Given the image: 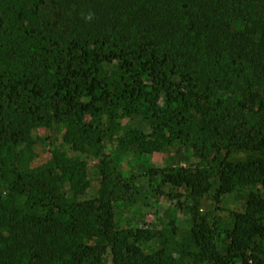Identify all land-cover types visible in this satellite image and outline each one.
<instances>
[{
  "label": "trees",
  "instance_id": "trees-1",
  "mask_svg": "<svg viewBox=\"0 0 264 264\" xmlns=\"http://www.w3.org/2000/svg\"><path fill=\"white\" fill-rule=\"evenodd\" d=\"M89 15L91 19L86 18ZM16 21L24 25L22 35L31 34L39 48L53 46L55 53L42 58L41 73L30 69L7 82L0 76V172L2 151L10 148L5 145L23 140L28 121L33 119L32 106L23 96L41 97V77L52 69L56 71L51 86L54 118L92 114L116 99L140 101L160 124L168 126L176 117L175 110L187 112L211 95V84L218 78L206 72L208 61L218 60L228 51L231 63L245 66L256 88L247 84L242 100L236 103L239 108L231 115L223 107L209 131L227 141V154L235 148L257 156L245 162L220 160L215 197L240 183L258 184L262 193H248L244 211L234 214L225 255L215 249L204 219L195 223L192 238L198 247L196 261L264 264L257 249V241L264 240V0H0V37L8 25L11 32L20 30H13ZM108 49L117 54L121 77L129 80L118 93L100 78ZM147 60L164 65L150 84L142 81ZM161 94L175 109L159 106ZM12 105H17L13 110L17 115L8 111ZM253 106L257 113H252ZM154 173L165 183L183 186L193 197L210 188L209 175L201 168ZM30 177L20 192L34 191L48 199L49 211L21 213L8 208L0 197V264H103L106 249L113 264H175L163 252L144 254L135 241L115 230L111 205L103 192L68 211L58 202L52 177ZM55 208L62 209L55 213ZM88 217L90 221L84 222ZM140 233L146 239L151 237L147 231ZM92 237V243L84 242Z\"/></svg>",
  "mask_w": 264,
  "mask_h": 264
},
{
  "label": "rangeland",
  "instance_id": "rangeland-1",
  "mask_svg": "<svg viewBox=\"0 0 264 264\" xmlns=\"http://www.w3.org/2000/svg\"><path fill=\"white\" fill-rule=\"evenodd\" d=\"M16 28L20 30L11 32L8 25L0 37V76L3 75L4 82L18 79L30 69L41 73L42 58L55 53L53 46L39 48L40 44L31 34L22 35V23L16 21L13 30ZM228 55L225 51L222 58L205 65L206 72H213L218 78L211 84L214 88L209 98L187 112L175 110L176 117L168 126L160 124V119L140 101L116 99L97 107L92 114L54 118L51 86L56 71L52 69L41 77L44 87L41 97L32 98L29 93V99L23 96L34 112L33 119L28 121L26 137L16 144H6L10 148L2 151V201L21 213H48V199L34 191L20 192L31 175L42 174L52 177L58 202L68 211L77 203L99 198L103 192L111 205L115 230L127 235L129 241H135L144 254L163 252L175 264H207L196 261L198 247L192 238L194 225L202 218L209 226L215 249L225 255L234 214L244 211L248 193H262L258 184L240 183L230 192L215 197L220 160L245 162L257 156L235 148L227 154V141L209 131L212 120L222 115L223 107H228L231 115L239 108L236 103L242 100L247 84L256 88L249 70L231 63ZM163 66L147 60L142 81L150 84ZM100 72V78L111 85L114 93L129 84L125 76L121 77L119 59L112 49L105 50ZM82 100L87 99L82 97ZM158 103L165 110L176 106L168 103L163 94ZM16 106L12 105L8 111L12 113ZM256 110L257 106H253L252 113H257ZM181 167L204 170L210 182L207 193L193 197L183 186L165 183L160 174L154 173V170L167 172ZM61 209L55 208L54 212L59 213ZM83 221L89 222L90 217ZM142 231L149 232L151 237L144 238ZM94 240L92 237L84 242ZM257 249L259 257L264 259V240L257 241ZM102 260L103 264H113L109 249Z\"/></svg>",
  "mask_w": 264,
  "mask_h": 264
},
{
  "label": "clouds",
  "instance_id": "clouds-1",
  "mask_svg": "<svg viewBox=\"0 0 264 264\" xmlns=\"http://www.w3.org/2000/svg\"><path fill=\"white\" fill-rule=\"evenodd\" d=\"M87 19H91L92 18V16L91 15H89L88 17H86Z\"/></svg>",
  "mask_w": 264,
  "mask_h": 264
}]
</instances>
